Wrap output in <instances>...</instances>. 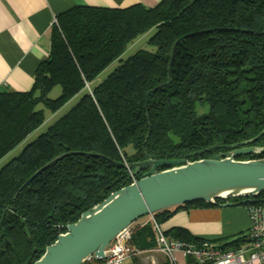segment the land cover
<instances>
[{"label":"trees","instance_id":"trees-1","mask_svg":"<svg viewBox=\"0 0 264 264\" xmlns=\"http://www.w3.org/2000/svg\"><path fill=\"white\" fill-rule=\"evenodd\" d=\"M149 31L150 49L120 58ZM115 60L119 65L95 83ZM56 86L60 93L51 99ZM77 94L68 111L0 167V264H33L81 213L141 177L121 163L225 157L237 143L264 147V0H161L58 14L31 89L0 92V160ZM197 106L208 110L198 115ZM243 200L264 205V191L217 202ZM170 213L166 208L153 217L160 223ZM164 233L204 242L182 227ZM244 240L209 243L235 248ZM128 248H156L150 222L133 226Z\"/></svg>","mask_w":264,"mask_h":264},{"label":"water","instance_id":"water-1","mask_svg":"<svg viewBox=\"0 0 264 264\" xmlns=\"http://www.w3.org/2000/svg\"><path fill=\"white\" fill-rule=\"evenodd\" d=\"M262 133L256 135L250 144ZM228 147L231 152L227 157L214 155L188 161L194 156L190 154L181 159L148 157L131 165L119 164L135 168L136 172L146 171L139 179L110 193L100 203L81 213L76 222L68 224L66 231L45 247L33 264H83L90 256L102 260L104 249L123 228L169 207L193 202L217 206L245 204V200L239 203L217 201L254 196L264 191V157L236 160L241 155L264 153V147L243 146L242 143ZM59 158L40 168L23 187ZM164 167L167 168L160 170ZM244 236L233 237L225 244L230 245Z\"/></svg>","mask_w":264,"mask_h":264},{"label":"crops","instance_id":"crops-1","mask_svg":"<svg viewBox=\"0 0 264 264\" xmlns=\"http://www.w3.org/2000/svg\"><path fill=\"white\" fill-rule=\"evenodd\" d=\"M160 1L0 0V92H26L31 89L37 66L49 54L50 28L58 14L72 7L125 8L136 3L152 7ZM26 139L18 145L20 151L25 146ZM5 157L0 160V164ZM168 210L171 213L162 222L158 223L154 219L163 232L173 227H182L193 237L207 242H226L238 235H245L249 226L247 213L240 204L209 207L173 206ZM149 218L150 215L140 218L132 223V226H142L149 222ZM176 257L179 264L184 263L180 253H176ZM136 258V264L166 262L164 255L156 248L141 251ZM131 263L132 259L127 262Z\"/></svg>","mask_w":264,"mask_h":264},{"label":"built area","instance_id":"built-area-1","mask_svg":"<svg viewBox=\"0 0 264 264\" xmlns=\"http://www.w3.org/2000/svg\"><path fill=\"white\" fill-rule=\"evenodd\" d=\"M55 21V20H54ZM56 22V21H55ZM133 177V176H132ZM136 179L133 178L132 182ZM249 219L245 240L235 248H221L217 244L183 243L164 234L161 227L150 215L156 249L162 253L169 264H179L176 253H180L183 264H264V205L252 201L243 204ZM133 231L132 224L123 228L104 249L102 264H127L141 251L128 248ZM97 260L90 256L86 261ZM151 264H155L153 261Z\"/></svg>","mask_w":264,"mask_h":264},{"label":"rangeland","instance_id":"rangeland-1","mask_svg":"<svg viewBox=\"0 0 264 264\" xmlns=\"http://www.w3.org/2000/svg\"><path fill=\"white\" fill-rule=\"evenodd\" d=\"M152 35V31H149L148 33L142 35L141 37H139L137 40H135L133 43H131L130 45H128L127 49L125 50V52L121 55V59L125 60L126 58H128L131 54H133L136 50H138L139 48H145V49H150L151 47L147 46V40L148 38ZM119 65V60H115L113 61L107 68H105L103 70V72H101L99 74V76L96 78L95 81L100 82L102 79H104L110 72H112V70L117 67ZM90 88L87 85V89ZM60 93V87L56 86L49 94V97L51 99L57 97ZM79 98V94H77L76 96H74L71 100H69L67 103H65L63 105V107H61L56 113L54 114H47L46 115V119L43 122V124L37 128L35 131H33L28 137H27V141L26 144L33 141L39 134H41L42 132H44L48 126H50L56 119H58L60 116H62L66 111H68L70 109V107L78 100ZM208 107L207 106H197L196 107V113L199 114H203L205 112H207ZM25 144V145H26ZM20 152V147L17 146L15 149H13L11 152H9L5 159L3 160V162L0 164V166L4 165L7 161H9L11 158H13L14 156H16L18 153ZM219 155V154H216ZM221 156V155H220ZM229 156V155H227ZM225 156V157H227ZM251 159H256V158H246V159H241L239 157L236 158V160H240V161H247V160H251ZM146 218L148 216H145ZM146 264V263H143Z\"/></svg>","mask_w":264,"mask_h":264},{"label":"flooded vegetation","instance_id":"flooded-vegetation-1","mask_svg":"<svg viewBox=\"0 0 264 264\" xmlns=\"http://www.w3.org/2000/svg\"><path fill=\"white\" fill-rule=\"evenodd\" d=\"M146 170H144V171H141L142 173H144Z\"/></svg>","mask_w":264,"mask_h":264}]
</instances>
